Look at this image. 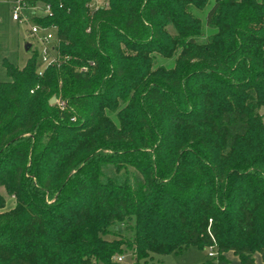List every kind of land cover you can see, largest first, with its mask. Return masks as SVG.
<instances>
[{
    "label": "trees",
    "instance_id": "trees-1",
    "mask_svg": "<svg viewBox=\"0 0 264 264\" xmlns=\"http://www.w3.org/2000/svg\"><path fill=\"white\" fill-rule=\"evenodd\" d=\"M90 1L39 20L58 28L59 66L38 75L34 50L3 61L0 187L15 204L0 193V264L213 243L205 264L264 262V0Z\"/></svg>",
    "mask_w": 264,
    "mask_h": 264
},
{
    "label": "rangeland",
    "instance_id": "rangeland-1",
    "mask_svg": "<svg viewBox=\"0 0 264 264\" xmlns=\"http://www.w3.org/2000/svg\"><path fill=\"white\" fill-rule=\"evenodd\" d=\"M212 0H210L211 3ZM209 6V5H208ZM11 0H0V82L10 80L7 75L3 61L6 60L18 67H22L26 60L32 53V48L25 50V42H31L28 37L27 26L20 24L12 19L11 16ZM197 14L204 19L205 11H197ZM213 29L206 27L204 30V36L200 38L203 40L206 35ZM173 59L163 58L159 55H155V65H171ZM260 113L264 115V107L259 109ZM264 119V116H263ZM0 193L5 197L6 205L3 210L12 208L15 204L13 196H9L3 187H0ZM122 233H127L126 230H122ZM111 238V236H107ZM208 248L200 249L196 246H190L184 250L181 254L171 252L168 254H153L152 259L140 260L136 263L134 256L131 252H126L122 255L123 264H202L207 260L213 259L208 255Z\"/></svg>",
    "mask_w": 264,
    "mask_h": 264
},
{
    "label": "built area",
    "instance_id": "built-area-1",
    "mask_svg": "<svg viewBox=\"0 0 264 264\" xmlns=\"http://www.w3.org/2000/svg\"><path fill=\"white\" fill-rule=\"evenodd\" d=\"M52 1H58L59 6H62L61 0H11L12 19L27 26L28 37L31 39L30 47L37 52L36 72L38 75H42L47 67L59 66L68 59V56L61 55L57 49L59 43L57 26L39 22L45 17L52 16ZM105 5L104 0H91L89 2V7L93 9ZM85 69V67L81 68V70ZM56 104L64 109L66 101L56 98ZM215 247V243L207 247L210 257L216 256ZM116 260L121 262L122 256L116 257Z\"/></svg>",
    "mask_w": 264,
    "mask_h": 264
},
{
    "label": "crops",
    "instance_id": "crops-1",
    "mask_svg": "<svg viewBox=\"0 0 264 264\" xmlns=\"http://www.w3.org/2000/svg\"><path fill=\"white\" fill-rule=\"evenodd\" d=\"M188 247H190V246H188ZM188 247L183 248L182 250L177 251L178 253L177 252L176 253L177 254H181ZM224 256L228 260V264H242L240 258L237 255H235L232 251L225 252ZM149 258L152 259L153 258V254H151V256ZM212 258L213 259H211V260L215 259V257H212ZM253 258H254V264H264V262L262 261V257H261L259 252H255L254 255H253ZM211 260H207L205 263H207V262H209ZM205 263H202V264H205Z\"/></svg>",
    "mask_w": 264,
    "mask_h": 264
},
{
    "label": "water",
    "instance_id": "water-1",
    "mask_svg": "<svg viewBox=\"0 0 264 264\" xmlns=\"http://www.w3.org/2000/svg\"><path fill=\"white\" fill-rule=\"evenodd\" d=\"M30 46H31L30 42H25V44H24L25 50H28L30 48ZM49 103L50 104H55L56 103V97L55 96H52L50 98V100H49Z\"/></svg>",
    "mask_w": 264,
    "mask_h": 264
}]
</instances>
